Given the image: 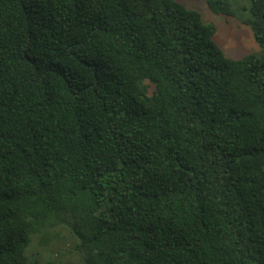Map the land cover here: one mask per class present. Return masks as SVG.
<instances>
[{"label":"trees","instance_id":"16d2710c","mask_svg":"<svg viewBox=\"0 0 264 264\" xmlns=\"http://www.w3.org/2000/svg\"><path fill=\"white\" fill-rule=\"evenodd\" d=\"M204 1L228 20L240 0ZM246 1L259 50L234 58L178 0H0V264L68 238L85 264H264Z\"/></svg>","mask_w":264,"mask_h":264},{"label":"rangeland","instance_id":"374dc122","mask_svg":"<svg viewBox=\"0 0 264 264\" xmlns=\"http://www.w3.org/2000/svg\"><path fill=\"white\" fill-rule=\"evenodd\" d=\"M178 1L183 3L187 8L198 11L203 22H212L216 25L217 29L214 41L227 56L238 58L249 52L259 50V45L255 42L249 26L243 23V20L248 17L247 11H244V8L248 6L246 0H240L238 6L233 5L234 9H238V11L235 12V18L228 20L209 11L204 0ZM243 6L244 8H242ZM64 219L67 220V217ZM65 227L66 223L64 221L56 227L51 228L50 231L54 234L58 233L59 236H64L65 229L63 228ZM71 245L72 242L68 238L57 243V245L46 247L43 252L29 251V247V261L31 264H85L81 259V255L77 251L71 250Z\"/></svg>","mask_w":264,"mask_h":264}]
</instances>
